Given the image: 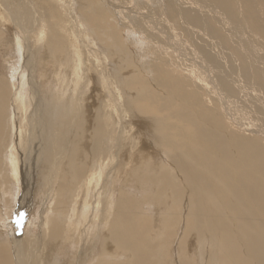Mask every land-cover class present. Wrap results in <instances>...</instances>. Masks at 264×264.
Wrapping results in <instances>:
<instances>
[{
    "label": "bare ground",
    "instance_id": "obj_1",
    "mask_svg": "<svg viewBox=\"0 0 264 264\" xmlns=\"http://www.w3.org/2000/svg\"><path fill=\"white\" fill-rule=\"evenodd\" d=\"M0 264H264V0H0Z\"/></svg>",
    "mask_w": 264,
    "mask_h": 264
}]
</instances>
